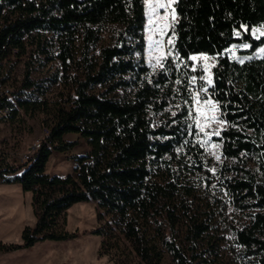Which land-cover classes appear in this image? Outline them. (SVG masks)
<instances>
[{
	"label": "trees",
	"instance_id": "16d2710c",
	"mask_svg": "<svg viewBox=\"0 0 264 264\" xmlns=\"http://www.w3.org/2000/svg\"><path fill=\"white\" fill-rule=\"evenodd\" d=\"M176 15L177 59L157 67L145 57V0H0V66L27 54L9 94L12 65L0 72V113L50 116L29 159L0 162V182L32 191L37 217L22 243L0 242V252L95 234L98 256L114 264L131 261L122 240L140 264H162L166 253L174 264H264V57L228 52L264 45L250 31L264 24V0H177ZM199 53L218 57L211 93L227 121L216 181L192 120ZM68 133L90 151L73 156L75 175L47 172L55 151L76 145ZM83 201L96 202L100 224L68 231L67 211Z\"/></svg>",
	"mask_w": 264,
	"mask_h": 264
},
{
	"label": "rangeland",
	"instance_id": "374dc122",
	"mask_svg": "<svg viewBox=\"0 0 264 264\" xmlns=\"http://www.w3.org/2000/svg\"><path fill=\"white\" fill-rule=\"evenodd\" d=\"M177 0H145L147 21H146V61L151 66L161 67L165 60H176L177 56L173 50V37L171 29L176 15ZM166 5L167 7H160ZM175 16V19H173ZM247 29V27H244ZM251 33L256 38L264 33V24L251 28ZM244 45H248L245 47ZM250 44L247 42L235 44L229 50V55L233 59L241 62L252 57H264V45L260 46L252 55L239 54L241 50L248 49ZM198 57L193 60V67L202 70L200 78L193 77L192 86V120L197 128V138L203 144L207 152V160L211 165V171L215 181L219 166L224 160L222 152V141L220 139L222 130L227 125V121L222 116L219 104L214 99L211 93L213 86V68L217 63V55L207 53L193 54L191 57ZM206 58V59H205ZM27 59V54L11 57L9 61H5L3 66H0V72L4 71L10 64L11 77L7 82V86L12 90L18 86L24 72V63ZM56 63H49L41 68V73H48L49 69L56 67ZM209 80L211 83H209ZM55 90L48 97L55 96ZM49 114L37 110L33 116H28L24 111L20 110V115L12 117L9 115L0 114V151L5 153L4 159L11 164H20V157L28 148L42 138L44 122L49 121ZM216 133H219L218 135ZM65 140L76 141L74 148L66 151H55L49 160V172L60 176L67 174L75 175V167L73 165V156L82 155L90 151V146L86 138L77 133H68L64 136ZM100 210L96 202L83 201L74 204L66 214L67 224L65 225L68 231L79 229H93L99 223L98 214ZM108 218L109 216H105ZM69 219V220H68ZM101 240L103 239L102 236ZM120 237V236H119ZM89 238V237H88ZM90 239V238H89ZM86 240V239H84ZM119 240V238H114ZM122 251L130 254L131 261L129 264H140L138 259L131 252L129 244L122 240L117 241ZM61 245H69V243L61 242ZM98 245V243H97ZM96 242L83 241L82 248L84 250L83 258L85 264L97 263ZM115 251V250H114ZM131 252V253H130ZM122 258H125L124 256ZM101 264H114L113 259L109 255H103L100 258ZM162 264H174L168 253L165 254Z\"/></svg>",
	"mask_w": 264,
	"mask_h": 264
},
{
	"label": "crops",
	"instance_id": "0c3cea01",
	"mask_svg": "<svg viewBox=\"0 0 264 264\" xmlns=\"http://www.w3.org/2000/svg\"><path fill=\"white\" fill-rule=\"evenodd\" d=\"M76 164L77 162L73 161V165ZM46 171L49 172V161ZM32 197V191H25L20 183L0 182V242L22 243V231L25 226L36 225L37 217L33 210ZM92 239L96 245L98 243L97 263L101 264V257L98 256L101 237L95 234H84L66 241L46 239L29 248L0 252V264H85L82 243ZM61 242L69 245H61Z\"/></svg>",
	"mask_w": 264,
	"mask_h": 264
},
{
	"label": "built area",
	"instance_id": "2783aa9c",
	"mask_svg": "<svg viewBox=\"0 0 264 264\" xmlns=\"http://www.w3.org/2000/svg\"><path fill=\"white\" fill-rule=\"evenodd\" d=\"M17 52H18V49H17V48L13 49V55H16ZM2 90H3L6 94H9L11 88H10V87H7V86H3V87H2ZM8 112H9V109H5V110H3V112L0 113V114H4V115H6V114H8ZM48 133H49V128H48V127H44V129H43V134H42V135H43L42 138H40V139H38L36 142H34V143L28 148V150L22 154V156L20 157V160H21V161H25V160L29 159L30 156H31V155H32V154H33V153H34V152H35V151L41 146V143H42L44 137H45ZM5 156H6L5 153L2 152V151H0V160L3 159Z\"/></svg>",
	"mask_w": 264,
	"mask_h": 264
},
{
	"label": "snow or ice",
	"instance_id": "6c2138e0",
	"mask_svg": "<svg viewBox=\"0 0 264 264\" xmlns=\"http://www.w3.org/2000/svg\"><path fill=\"white\" fill-rule=\"evenodd\" d=\"M160 7H167L166 5H160ZM173 19H175V16H173ZM261 35H264V33H261ZM245 47H247L248 45H244ZM191 59L192 60H197L198 59V57H196V56H193V57H191ZM206 59V58H205ZM209 83H211V81L209 80ZM217 135L219 134V133H216Z\"/></svg>",
	"mask_w": 264,
	"mask_h": 264
}]
</instances>
